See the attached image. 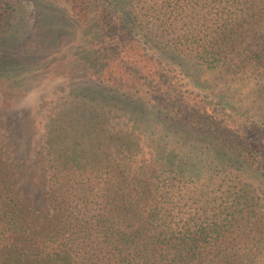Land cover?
<instances>
[{"label":"trees","instance_id":"16d2710c","mask_svg":"<svg viewBox=\"0 0 264 264\" xmlns=\"http://www.w3.org/2000/svg\"><path fill=\"white\" fill-rule=\"evenodd\" d=\"M66 1L90 84L42 135L46 207L22 202L0 153V264H263L264 203L246 178L264 180V126L185 94L177 58L264 79V0ZM14 17L0 0V35ZM111 115L131 128L109 132Z\"/></svg>","mask_w":264,"mask_h":264},{"label":"rangeland","instance_id":"374dc122","mask_svg":"<svg viewBox=\"0 0 264 264\" xmlns=\"http://www.w3.org/2000/svg\"><path fill=\"white\" fill-rule=\"evenodd\" d=\"M12 2L13 24L0 35V153L11 167L22 202L36 212L47 206L45 187L35 185L33 178L44 171L39 161L42 135L53 124H68L71 115L66 112L81 103L78 91L90 84L88 65L81 62L87 42L66 0L54 6L40 0ZM177 62L185 74L178 81L185 94L184 85L192 96L216 104L220 118L253 120L264 126L263 78L256 80L247 71L232 79L227 73L205 70L189 57H178ZM104 127L115 133L131 125L124 117L111 115ZM146 140L144 134L139 143L145 147ZM251 175L247 174L248 184L264 203V180ZM261 261L264 264V257Z\"/></svg>","mask_w":264,"mask_h":264}]
</instances>
